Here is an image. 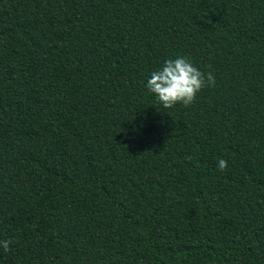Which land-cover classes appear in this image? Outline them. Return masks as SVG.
<instances>
[{"label": "trees", "instance_id": "obj_1", "mask_svg": "<svg viewBox=\"0 0 264 264\" xmlns=\"http://www.w3.org/2000/svg\"><path fill=\"white\" fill-rule=\"evenodd\" d=\"M180 56L215 85L165 109ZM9 240L0 264H264V0H0Z\"/></svg>", "mask_w": 264, "mask_h": 264}, {"label": "clouds", "instance_id": "obj_2", "mask_svg": "<svg viewBox=\"0 0 264 264\" xmlns=\"http://www.w3.org/2000/svg\"><path fill=\"white\" fill-rule=\"evenodd\" d=\"M214 85L215 78L211 72L200 71L188 58L180 56L168 59L160 69L153 71L146 87L159 105L170 109L177 104L190 106L202 89ZM218 168L224 171L227 168V161L220 159ZM11 243L10 240L0 241V247L4 252H8Z\"/></svg>", "mask_w": 264, "mask_h": 264}]
</instances>
